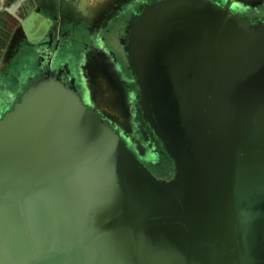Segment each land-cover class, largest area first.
<instances>
[{"label":"water","instance_id":"95a60500","mask_svg":"<svg viewBox=\"0 0 264 264\" xmlns=\"http://www.w3.org/2000/svg\"><path fill=\"white\" fill-rule=\"evenodd\" d=\"M116 1L80 0L87 15ZM30 7L32 40L46 28ZM122 45L140 90L131 115L139 105L174 177L127 146L119 105L92 106L47 71L0 117V264H264V21L159 0Z\"/></svg>","mask_w":264,"mask_h":264},{"label":"flooded vegetation","instance_id":"af4514ba","mask_svg":"<svg viewBox=\"0 0 264 264\" xmlns=\"http://www.w3.org/2000/svg\"><path fill=\"white\" fill-rule=\"evenodd\" d=\"M155 1L159 0H118L97 14L87 15V11H79L83 10L80 0H29L35 26L42 23L46 32L33 30L32 40L27 34L23 40L19 37L22 52L0 73V117L12 110L29 86L47 71L61 74L66 83L73 78L80 94L92 106L103 102V89L112 91L110 99L120 107L113 115L125 126L121 129L113 123V127L121 131L128 147L157 179L171 180L176 173L174 160L143 119L139 105H136L139 119L131 115V108L140 99V90L122 45L134 17L146 4ZM211 1L228 6L253 23L264 21V0ZM54 3L62 9L76 7L78 18L58 15V11L51 16L53 10L49 6ZM89 4L93 7L92 2ZM43 8L48 10L45 12ZM143 129L148 133L147 140Z\"/></svg>","mask_w":264,"mask_h":264},{"label":"crops","instance_id":"0c3cea01","mask_svg":"<svg viewBox=\"0 0 264 264\" xmlns=\"http://www.w3.org/2000/svg\"><path fill=\"white\" fill-rule=\"evenodd\" d=\"M15 2L16 0H0V69L1 67L3 69L7 68L10 64H12L16 56L22 52L23 47L21 43L22 40L26 38V33L21 26V22L29 16L25 15L24 9L29 0H20L19 3ZM12 5H14L13 8H11ZM49 8H52L53 10V12H50L51 16L56 15V12L58 11V15H67L72 18L74 17L73 19L78 18V9L74 6H68L62 9V6L59 5L58 7L54 3L53 5H50ZM47 10V8L44 9L45 12ZM79 11L84 10L79 9ZM28 20L29 19H27V21ZM20 36L23 37L21 38L22 40L19 39Z\"/></svg>","mask_w":264,"mask_h":264},{"label":"rangeland","instance_id":"374dc122","mask_svg":"<svg viewBox=\"0 0 264 264\" xmlns=\"http://www.w3.org/2000/svg\"><path fill=\"white\" fill-rule=\"evenodd\" d=\"M90 1L92 2V5L95 6L97 4H100V2H102L103 0H90ZM111 96L112 95L111 94L109 95V92L108 93L105 92V95H104L105 98L103 99V102L101 103V106L103 108H105L108 112H110L111 109H114V105H113L114 101L112 99H110ZM109 107H110V109H109ZM112 112L114 113V111H112ZM155 170H156V173H158L160 175L162 174L161 172H159V170H157V169H155Z\"/></svg>","mask_w":264,"mask_h":264},{"label":"bare ground","instance_id":"6f19581e","mask_svg":"<svg viewBox=\"0 0 264 264\" xmlns=\"http://www.w3.org/2000/svg\"><path fill=\"white\" fill-rule=\"evenodd\" d=\"M128 146V145H127Z\"/></svg>","mask_w":264,"mask_h":264}]
</instances>
